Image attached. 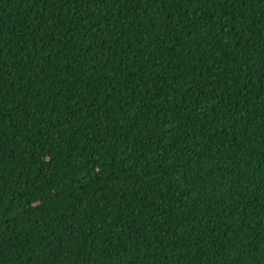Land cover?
<instances>
[{
    "label": "trees",
    "instance_id": "1",
    "mask_svg": "<svg viewBox=\"0 0 264 264\" xmlns=\"http://www.w3.org/2000/svg\"><path fill=\"white\" fill-rule=\"evenodd\" d=\"M0 264H264V0H0Z\"/></svg>",
    "mask_w": 264,
    "mask_h": 264
}]
</instances>
